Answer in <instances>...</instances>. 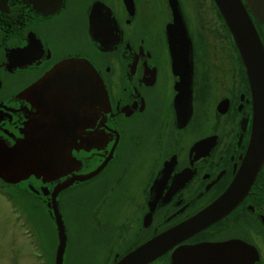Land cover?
Here are the masks:
<instances>
[{
    "label": "flooded vegetation",
    "instance_id": "1",
    "mask_svg": "<svg viewBox=\"0 0 264 264\" xmlns=\"http://www.w3.org/2000/svg\"><path fill=\"white\" fill-rule=\"evenodd\" d=\"M208 1L216 21L207 33L211 40L219 38L223 51L220 44L231 38ZM177 2L192 52L191 107L183 120L180 97L187 94V81L171 68L167 0H7V11H0V104L12 99L13 108L35 117L33 101L16 99V93L67 58L87 60L104 84L108 105L86 111L87 145L73 152L80 161L76 173L93 169L109 151L110 158L91 178L59 195L61 206L62 194L73 190L91 203L81 220L80 237L88 250L80 254V264H113L201 211L227 188L247 155L255 117L237 51L240 77H211L206 52L201 59L209 74L196 77V42L204 50L208 43L199 28L194 30L183 0ZM253 24L264 47V23ZM4 120L0 109V136L1 129L14 132ZM115 162L114 178L100 176ZM128 197L135 220L128 217L126 223L120 217L132 214L121 213ZM184 246L196 250L171 258L174 248ZM147 264H264V157L232 209Z\"/></svg>",
    "mask_w": 264,
    "mask_h": 264
},
{
    "label": "water",
    "instance_id": "2",
    "mask_svg": "<svg viewBox=\"0 0 264 264\" xmlns=\"http://www.w3.org/2000/svg\"><path fill=\"white\" fill-rule=\"evenodd\" d=\"M212 1L236 48L251 94L255 118L247 155L227 188L208 206L184 222L143 241L113 264H147L176 242L219 219L247 191L264 157V47L250 18L252 15L258 22L264 23V0ZM167 2L172 18L166 27L168 42L173 45V48L169 47L172 72L187 81V94L180 97L183 120L191 107V43L177 0ZM7 8V0H0V11L6 12ZM17 97L33 101L35 117L26 118L20 112V106L13 108L10 105L12 99L0 104L6 118L3 124L11 126L14 131L1 129L0 181L9 184L8 190L13 196L31 194L45 207L53 220L56 234L52 264H63L67 236L59 195L66 188L91 178L110 158L109 151L93 169L76 173L80 161L74 157L73 152L87 145L82 136L88 125L86 111L95 112L107 106L108 97L101 77L82 58L61 60L43 77L19 90L15 95ZM48 184H52L50 189ZM195 250V246L176 247L171 258L182 252L191 254Z\"/></svg>",
    "mask_w": 264,
    "mask_h": 264
},
{
    "label": "rangeland",
    "instance_id": "3",
    "mask_svg": "<svg viewBox=\"0 0 264 264\" xmlns=\"http://www.w3.org/2000/svg\"><path fill=\"white\" fill-rule=\"evenodd\" d=\"M183 4L193 21L194 30L199 28L198 31L200 33L202 31L208 43L204 50L196 42L194 66L196 77H201L203 73L209 74L210 68L201 59L203 52L207 54V63L211 64V70L213 68L211 77H240L239 64L231 45V39L228 42L224 41V46L223 42L220 44L223 48V51H220L217 47L219 38L211 40L207 33L208 29L215 28L213 20L216 21V18L213 15L212 3L208 0H183ZM213 52H215V56ZM117 167L118 163L115 162L107 167L100 176H107L108 179L114 178ZM135 189L131 194L135 192ZM113 190L111 185L108 195ZM9 192L0 186V264H52L56 243L53 220L37 197L31 194H28L29 196H10ZM81 193L73 190L62 194L66 200L62 202V206L60 205V210L67 236L63 264H80V254L88 250V243L81 241L80 228L81 220L87 217L85 211L88 210L87 207L89 208L91 203L86 205L87 198L80 196ZM91 195L93 198H97L96 193H91ZM112 196L113 194L109 198ZM109 198L102 204V209H109ZM122 206L121 213L124 209H128L130 212L132 211V214H123L120 217L121 221L127 223L128 217L129 220H135L133 217L134 206L129 202V197L126 200L123 199ZM100 214H103L101 210ZM101 218H104V215ZM76 240L80 242L77 243Z\"/></svg>",
    "mask_w": 264,
    "mask_h": 264
},
{
    "label": "trees",
    "instance_id": "4",
    "mask_svg": "<svg viewBox=\"0 0 264 264\" xmlns=\"http://www.w3.org/2000/svg\"><path fill=\"white\" fill-rule=\"evenodd\" d=\"M232 45V47H233V50L235 51V48H234V46H233V44H231ZM238 60V59H237ZM239 63V62H238ZM3 185L5 186V185H8L9 186V184H5V183H2L1 181H0V186H2L3 187ZM12 194H10V196H11Z\"/></svg>",
    "mask_w": 264,
    "mask_h": 264
}]
</instances>
